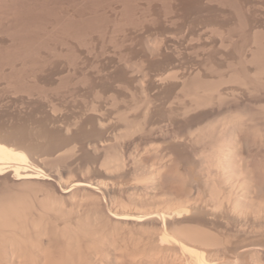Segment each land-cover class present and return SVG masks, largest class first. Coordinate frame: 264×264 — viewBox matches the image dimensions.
<instances>
[{"label":"rangeland","instance_id":"obj_1","mask_svg":"<svg viewBox=\"0 0 264 264\" xmlns=\"http://www.w3.org/2000/svg\"><path fill=\"white\" fill-rule=\"evenodd\" d=\"M0 142L50 176L0 175V264H197L110 216L163 204L264 264V0H0Z\"/></svg>","mask_w":264,"mask_h":264},{"label":"bare ground","instance_id":"obj_2","mask_svg":"<svg viewBox=\"0 0 264 264\" xmlns=\"http://www.w3.org/2000/svg\"><path fill=\"white\" fill-rule=\"evenodd\" d=\"M27 163H28V156L23 151L11 148L7 146L5 143L0 142V175L4 174V171L8 168L7 167L8 164H12V167L14 168V172H15V177H17L18 180H24L25 182L26 181L29 182L34 179L35 180L39 179L37 178L38 176L40 177L42 176L44 177V179H48V177H50V176H47L46 174H43L44 173L43 170L37 167L35 170H29L28 167H25ZM22 171L24 172L23 174H22ZM161 172L159 169V171H157V174L160 176L162 174ZM230 172H233V171H230ZM235 172H238V171H235ZM228 177H225L226 181L230 179V177L229 179ZM69 184L71 185L70 186L68 185L69 187L67 188L62 187V191H64L65 194L69 193L72 190H76V189H79L81 191L90 190L88 191L89 193L92 191L97 193V190L99 189V187L96 184H94L90 180H85L83 178L77 181H73ZM89 193H87V195ZM153 199H155V196H153L151 200L153 201ZM234 204L238 206L239 208L242 207V208L248 209V208H261L263 203L258 199L257 196H255L251 192H248V194L246 195L237 193L236 197L234 198ZM178 208L180 207H175L174 204L173 205L163 204L162 208L150 210L149 212L147 211L144 214L126 213L127 211L126 212H117V211L112 212L111 211L110 216L115 218V220H118V221L120 220L121 222L135 221L138 223V222H142L146 220H151L155 223L157 228L159 227V225L161 226L160 228H162V230L160 229L162 233L158 239L159 241L158 245L160 246L161 249H165V250L179 249L182 252L189 253L190 255L194 256L199 264H212L214 261L209 259V257H207V250L216 247L215 246L216 244L204 239L201 236L192 235V234L185 233V232H180L177 228L178 222L173 221V218L176 217V214L178 212ZM173 231H176L178 234L177 235L171 234V232L174 233ZM259 250H261L259 243L258 244H245L235 250L237 251V253L234 258H225V256L223 255L224 258L223 257L221 259L218 258V260L214 262V264H240V258L243 255H251L252 257H255V255L259 253ZM219 256H222V255L220 254ZM171 257H174V256H171ZM177 260H180V259L176 258V261ZM258 260L259 259L256 258L253 264H260ZM116 264H121V262L120 263L116 262ZM122 264H124V262H122Z\"/></svg>","mask_w":264,"mask_h":264}]
</instances>
